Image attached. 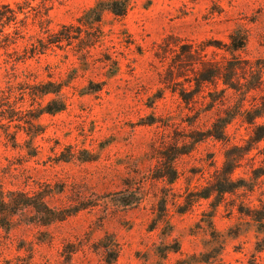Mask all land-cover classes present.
<instances>
[{"label":"rangeland","instance_id":"374dc122","mask_svg":"<svg viewBox=\"0 0 264 264\" xmlns=\"http://www.w3.org/2000/svg\"><path fill=\"white\" fill-rule=\"evenodd\" d=\"M96 1L0 0L20 10L3 28L9 36L0 33V92L28 120L51 97L29 107L18 91L24 76L67 84L63 111L38 115L30 128L0 122V190L41 198L63 216L42 223L45 211L32 208L0 214V264H264V225L247 215L264 204V177L217 205L198 198L225 148L246 140V112H261L254 123L264 124V0H128L122 17L103 12L86 65L75 43L30 56L40 26L76 24ZM237 28L245 47L230 55L225 44ZM95 30L84 28L80 39L89 42ZM203 43L210 45L200 50ZM182 46L193 50L192 61H178ZM103 54L117 61L114 75L99 62ZM229 60L233 79L256 89L191 81ZM217 118L227 122L224 141L191 142ZM169 148L190 150L173 159L172 183L156 179L158 154ZM249 154L257 164V149ZM247 164L233 173L246 184Z\"/></svg>","mask_w":264,"mask_h":264},{"label":"trees","instance_id":"16d2710c","mask_svg":"<svg viewBox=\"0 0 264 264\" xmlns=\"http://www.w3.org/2000/svg\"><path fill=\"white\" fill-rule=\"evenodd\" d=\"M128 6V0H98L91 7L86 9L82 15L76 18V24L63 23L58 25L56 29L40 26L42 36L36 38L30 44V56L36 54H42L47 49L54 50L64 49L66 47L72 46L74 43L79 50L80 61L82 64L86 65L88 60L86 55L91 47L100 40V33L102 31L99 28L101 22L102 14L104 11L110 12L116 17H122ZM20 10H14L7 5L0 4V33L4 37H8V33L3 32V28L16 20L17 13ZM96 28L94 31V36L92 40L80 39L81 31L84 28ZM102 35V34H101ZM14 42V41H13ZM246 43V34L241 29H234L228 36V42L225 44V50L230 54L243 50ZM210 44L203 43L201 44V49ZM181 53L178 56L180 62L184 61L186 58L187 61H192V51L187 46L181 47ZM199 50V45H198ZM195 51V50H194ZM104 56L100 58L99 62L103 64V67L106 68V74L114 75L118 71V63L113 59L109 54H103ZM236 74V68L232 65V61H228L222 68L216 67L215 65L210 64V70L203 72L193 73L191 81L194 82L196 86H200L204 82H210L214 79H219L224 86V89H232L233 91L248 92L250 90L256 89V86L246 85L245 82H239L238 79H233ZM48 75L47 80H32L30 76H24L23 80L20 82L22 87L18 88V91L22 96H28L32 102H30L31 108L34 104H39L37 100L44 98L45 96H50L45 104H40V110H38V115L42 113L55 114L61 112L66 107V101L62 93L64 86H67L64 82H57L50 78ZM90 85V84H89ZM100 88H96L99 90ZM93 90V89H91ZM90 92L87 89V93ZM6 92H0V122L4 121L6 123H24L27 127H33V121L38 117L29 116L28 120H24L20 117L22 106H15V103H11L9 97H6ZM10 95V94H9ZM178 95L182 99L183 103L188 105L191 102V98H188L184 90H181ZM240 101H243L241 98ZM264 105V104H263ZM264 106L262 107V111ZM243 111V110H242ZM240 113V112H238ZM250 117V121H247L251 126L250 132L243 144H230L229 147L225 148L223 151V161L218 169H216L212 175V178L208 186L201 188L198 198L209 199L212 197V204L217 205L225 195L234 193L238 189H247L253 191L254 181H257L261 177H264V144L258 147V143L264 140V124H255L254 120L262 116L261 112L250 114L246 112ZM229 117H231L228 114ZM227 122L223 121L221 118H217L214 122L211 123V127L206 131L205 134H201L197 137L189 136L191 142H197L204 138H212L217 141H224L225 139V124ZM2 123L1 125H3ZM28 131V129H27ZM39 132H27L30 137L37 135ZM258 147V148H257ZM257 149V164H254L253 160L250 157V152L252 149ZM190 150H183L182 152H175V149H167L158 154L159 169L161 170L160 174L156 176V179H166L168 183H172L176 179V173L173 168L172 161L177 155H182ZM27 154L33 156L34 154L28 152ZM250 161V162H249ZM248 162V164H247ZM245 164L248 165V180L251 183L246 184L243 178H233V173L236 169L244 167ZM10 195V196H9ZM14 195L12 192L5 193L3 190H0V214L4 213H13L19 209L32 208L37 213L41 214V211H45L43 215L42 223H48L51 221L61 220L63 216L60 214H55L54 211L50 210L42 202L41 198L31 199L24 196L23 194ZM247 215L254 222H257L261 229L264 225V204H261V209H252ZM175 251V250H174ZM255 251H260L259 248H255ZM194 262H205L204 258L195 259Z\"/></svg>","mask_w":264,"mask_h":264}]
</instances>
